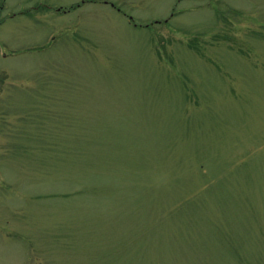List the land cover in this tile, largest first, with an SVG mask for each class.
Listing matches in <instances>:
<instances>
[{
	"label": "rangeland",
	"instance_id": "374dc122",
	"mask_svg": "<svg viewBox=\"0 0 264 264\" xmlns=\"http://www.w3.org/2000/svg\"><path fill=\"white\" fill-rule=\"evenodd\" d=\"M0 264H264V0H0Z\"/></svg>",
	"mask_w": 264,
	"mask_h": 264
}]
</instances>
